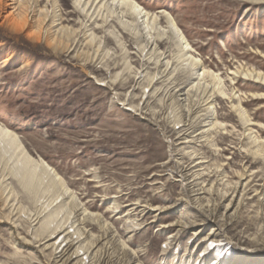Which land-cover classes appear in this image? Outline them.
Segmentation results:
<instances>
[{
    "label": "rangeland",
    "instance_id": "1",
    "mask_svg": "<svg viewBox=\"0 0 264 264\" xmlns=\"http://www.w3.org/2000/svg\"><path fill=\"white\" fill-rule=\"evenodd\" d=\"M89 1L98 14L82 11ZM134 1L168 32L170 15L197 66L221 81L206 75L207 92L180 96L200 79L182 70L178 38L154 34L160 51L147 56L130 30L106 22L98 0H25L49 14L47 30L73 33L70 49L31 35L35 20L12 29L0 9V125L68 191L45 209L49 197L39 200L0 150V264L264 260V80L245 75H264V0ZM199 210L219 225L201 227Z\"/></svg>",
    "mask_w": 264,
    "mask_h": 264
},
{
    "label": "bare ground",
    "instance_id": "2",
    "mask_svg": "<svg viewBox=\"0 0 264 264\" xmlns=\"http://www.w3.org/2000/svg\"><path fill=\"white\" fill-rule=\"evenodd\" d=\"M98 2L103 3V5L100 7L101 9L99 8V10L101 12L104 11V14H106L105 15L106 22H108L107 20L111 18L114 22H118L125 29L130 30L132 34L138 38V41L141 42V46L143 48L142 51L143 52L148 51L147 56L153 54L156 56V54L160 51L158 49V43L155 41L154 34L159 35L161 38L168 36V34H171L173 37L175 36L176 38H178L179 42L182 45L180 59H183L187 66V69L182 68V70H184V72H186L187 70H191L192 72L191 80L200 79V81L194 85V88L190 90V92H187L186 94L185 93L180 94V96L193 95L194 91L196 92L199 91L200 94H202L203 91L207 92L210 87L208 84L206 85V83L203 82V80H205L206 75H209L212 79L221 81V78H219L218 75H216L214 72H207V71L204 72L202 71L203 68H199L197 66L198 64L201 63V61L196 56L191 54H190L191 56L189 55L191 50V45L185 38L182 31L177 26L176 21L170 15H168V19H167L168 24L170 25L168 32L162 29V27L160 26L161 18L157 13L148 12L147 10H145V8L142 7V5L138 4L134 0H98ZM94 3L96 2L89 1L88 3L86 2L83 5H81L82 4L81 2L79 4L81 6L82 11L87 13H91L95 11V13L98 14L99 12L97 8L98 6L97 7L93 6ZM0 9L6 10L4 15V21L5 23H8V25L12 29L22 30L26 27L32 29L35 26L34 23L35 20L37 32L32 29L30 31L31 35L34 34L33 36L38 39L45 38L51 44H54L56 47L59 48L61 47H63L64 49L71 48L73 44V40H72L73 33L63 28H56L54 30L51 28V30H47L45 27L47 20L49 18V14L47 15L46 13L42 11H37L36 9L30 12L29 5L28 3L25 2V0H0ZM32 14L33 16L31 18ZM57 19H58V15L56 13L53 17V26L57 23ZM170 66H171V62L167 61L165 63L166 71L169 70ZM245 75L264 80V75L262 73H258L255 71H247ZM183 90L184 89L181 88L177 92L180 93ZM210 100L211 98L205 100L207 105H211ZM184 101L185 102L181 104V106L186 107L184 111H186V115L189 114L187 116H190L193 113V107H191L190 105L191 103H186L185 99ZM240 115L241 117H245L246 113L241 112ZM216 116H217L216 111L214 110L213 117ZM246 121L249 122L247 118ZM209 126L211 128H216L219 126V124H217L216 121H211ZM254 143L257 144L258 140L255 139ZM257 147H258L257 151H259V144ZM0 150L3 152V155L5 157L4 161L6 162L7 167L12 171V173H14V175L17 178L22 180L25 186L37 190L39 200L46 198V196L49 197V199L46 201L47 203L44 207L45 209L52 207L57 200H59L62 196L68 194L67 187L62 177L58 173H56V171L50 165H48L44 160H36L33 157H31L24 150L19 138L16 135H13V133H11V131L8 128L1 125H0ZM10 152L12 153L11 157H9V154H11ZM13 159H15L14 166H10L11 164H13ZM200 164L202 163L201 162L197 163V165ZM5 181H6V176L0 175L1 200L4 199L7 193V187L4 185ZM199 195L201 194H196L194 197ZM68 197L70 196L68 195ZM199 200L201 199L199 198ZM64 208H65L64 205H62L60 209L57 208L52 212L51 214L52 216L49 221L51 224L55 225L57 222L60 221L59 220L60 216L65 211ZM199 213H201L204 217V220L200 225L201 227H204L206 229L209 227L210 223L219 225V219L217 216H214L213 213H208V211H202V210H199ZM65 214H66L65 220L69 219L71 214L67 212ZM218 231L219 233L217 235H219L220 231L222 230L220 228L217 229L215 234ZM261 240L264 241V237ZM212 247L207 248V251L208 252L212 251L211 250ZM230 250L232 251L233 249L231 248ZM218 251L221 252V250ZM228 251L229 250H227L226 255L229 253ZM262 255L264 256V252L257 253L259 259L263 258ZM220 257L221 256L219 254L218 258ZM224 263L253 264L250 262L249 258L242 261L226 260ZM255 264H264V260H258L255 262Z\"/></svg>",
    "mask_w": 264,
    "mask_h": 264
}]
</instances>
